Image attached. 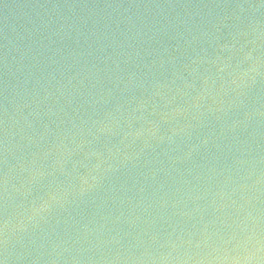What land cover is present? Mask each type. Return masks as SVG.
Returning <instances> with one entry per match:
<instances>
[{"label":"water","instance_id":"obj_1","mask_svg":"<svg viewBox=\"0 0 264 264\" xmlns=\"http://www.w3.org/2000/svg\"><path fill=\"white\" fill-rule=\"evenodd\" d=\"M0 264H264V0H0Z\"/></svg>","mask_w":264,"mask_h":264}]
</instances>
